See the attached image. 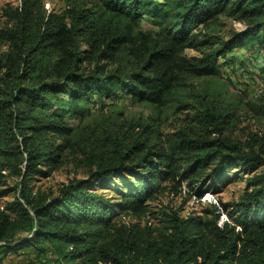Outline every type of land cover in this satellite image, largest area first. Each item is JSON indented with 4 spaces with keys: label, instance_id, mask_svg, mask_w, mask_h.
Wrapping results in <instances>:
<instances>
[{
    "label": "trees",
    "instance_id": "obj_1",
    "mask_svg": "<svg viewBox=\"0 0 264 264\" xmlns=\"http://www.w3.org/2000/svg\"><path fill=\"white\" fill-rule=\"evenodd\" d=\"M11 14V49L0 56V256L43 255L49 242L53 255L34 264H264V137H229L236 114L224 103L203 98L169 143L147 122L81 126L91 104L168 106L191 77L221 75L233 51L264 53V0L81 1L68 20L25 0ZM148 19L157 29L141 28ZM223 19L243 28L225 37L215 31ZM70 162L87 176L57 190L35 185ZM232 168L247 175L237 201L188 216L169 209L160 226L141 220L167 188L187 183L200 200Z\"/></svg>",
    "mask_w": 264,
    "mask_h": 264
},
{
    "label": "rangeland",
    "instance_id": "obj_2",
    "mask_svg": "<svg viewBox=\"0 0 264 264\" xmlns=\"http://www.w3.org/2000/svg\"><path fill=\"white\" fill-rule=\"evenodd\" d=\"M24 1L0 0V33H2L0 56L11 49V41L8 40L7 33L14 32L17 24L11 13ZM81 1L90 5L93 0H27L32 4L35 13L43 15L54 13L64 16L66 20H68L69 7ZM141 28L157 29V23L155 20L148 19L141 23ZM242 28L243 24L240 22L223 19L220 27L215 31L228 37L231 31ZM249 47L233 51L231 55L236 58L235 63L222 62L225 64L221 66V75L188 79L181 91V96L168 106L156 107L130 97L118 100L104 99L106 105L102 110H99V103L91 104L93 115L81 126L84 127L86 124L94 126L103 121H107L110 127H118L126 121L147 122L156 127L161 134V139L155 141L169 143L173 134L189 124L200 101L203 98H214L224 103L230 112L236 114L233 123L226 127V134L229 137L243 143L248 141L251 134L257 135L258 138L264 137V114L259 110V107L264 104V53L259 54L256 48L249 49ZM185 53L189 56L200 55V52L192 49H187ZM241 58L245 60V64H239ZM123 66L126 70H130L132 62L128 61ZM87 174L85 166L70 162L54 171L50 177L36 180L34 183L45 190H57L72 179L83 178ZM15 183L16 178L9 179V186ZM246 185L247 175L243 174L242 168H232L228 181L218 189L206 190L200 200L196 195L189 194L187 183L182 185L180 193L175 192L176 188L172 186L167 188L166 192L159 193L157 198L150 202V211L141 220L143 223L149 221L153 226H160L162 219L166 217L165 211L169 209L177 210L183 216L202 214L214 203L222 205L226 202L237 201L245 192ZM104 192L110 195L113 191L105 190ZM10 199L12 196H7L2 201ZM227 216L228 211H224L222 222L228 218L231 220ZM44 247L47 252L43 255L31 247H25L18 253L3 254L0 256L1 264H34L39 262L40 258H50L53 255L51 244L46 242Z\"/></svg>",
    "mask_w": 264,
    "mask_h": 264
}]
</instances>
